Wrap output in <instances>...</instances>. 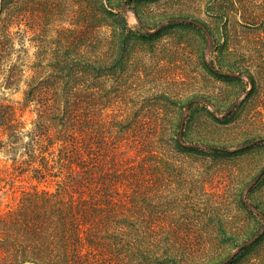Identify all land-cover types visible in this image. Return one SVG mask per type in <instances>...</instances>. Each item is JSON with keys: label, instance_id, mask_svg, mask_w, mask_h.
Instances as JSON below:
<instances>
[{"label": "rangeland", "instance_id": "1", "mask_svg": "<svg viewBox=\"0 0 264 264\" xmlns=\"http://www.w3.org/2000/svg\"><path fill=\"white\" fill-rule=\"evenodd\" d=\"M208 1L30 0L41 18L8 25L13 43L1 62L0 104L12 105L30 131L38 103L25 105L24 81L36 66L45 72L54 54H74L76 135L94 148V138L105 136L112 160L126 161L124 208L110 227L119 224L143 254L167 251L180 264H223L259 237L228 264H264V18L256 25L243 19L241 5L252 0H219L215 19ZM99 7L124 18L122 27L110 14L97 16ZM174 19L203 24L211 43L203 28ZM103 61L107 69L96 78ZM13 65L24 78L8 88ZM150 138L158 159L141 161L136 153ZM19 166L0 151L3 209L33 187L55 190Z\"/></svg>", "mask_w": 264, "mask_h": 264}, {"label": "trees", "instance_id": "2", "mask_svg": "<svg viewBox=\"0 0 264 264\" xmlns=\"http://www.w3.org/2000/svg\"><path fill=\"white\" fill-rule=\"evenodd\" d=\"M29 1L0 0V75L1 62L13 43L8 25L28 24L41 18V12L30 8ZM208 4L218 19L223 5L219 0H209ZM95 11L97 16L112 15L118 27L125 22L104 7ZM241 11L246 22L256 25L264 18V1L243 3ZM64 46L72 48V43ZM77 62L74 54L56 53L45 72L38 66L33 68L29 80L24 81L25 105L37 102L38 118L27 133L23 132L15 108L0 104V134L9 139L5 141L0 135V151L10 153L23 173L32 169L33 179L39 183H55L54 191L33 187L23 192L16 205L0 207V264H180L167 251L143 254L136 239L126 240L119 224L117 228L110 227L108 219L120 216L124 208L121 188L129 176L125 175L126 161L114 162L103 148L109 144L105 136L92 137L97 141L96 149L76 135ZM101 63L96 68V78L107 69L106 61ZM86 65L95 64L86 60ZM23 71L13 65L7 75L8 88L23 81ZM90 73L87 68L83 70L85 76ZM142 145L144 153H136L141 161L158 159L153 139Z\"/></svg>", "mask_w": 264, "mask_h": 264}, {"label": "water", "instance_id": "3", "mask_svg": "<svg viewBox=\"0 0 264 264\" xmlns=\"http://www.w3.org/2000/svg\"><path fill=\"white\" fill-rule=\"evenodd\" d=\"M171 21H179V22H184V23H188V24H195V25H197V26L203 28L204 30H206V32L208 34L209 42L211 41V34L207 31V29L205 28V26L203 24H201L199 22H196V21H193V20H190V19H174V20H171ZM167 23L163 24L160 28H158L157 31H159L161 28H163ZM148 32L149 33H155V32H151V31H148ZM224 75L231 76V77H239L240 76L238 74H230V73H227V74H224ZM197 100L198 99L193 100L188 105L187 110H189L190 107H191V104H193V102H195ZM183 130H184V121L181 124V136H182ZM187 147H197V146H195V145H187ZM262 176H263V173H261L259 176H257V178H255V180H253V182L250 184V186H249L248 189L251 190L253 187H255L258 184V182L260 181V179H261ZM258 238L259 237H257L255 239L251 240L250 242L244 244L237 252H235L234 254H232L223 264H228L229 262H231L235 258V256L239 253L240 250H242L243 248L248 247L249 245H251L252 243H254Z\"/></svg>", "mask_w": 264, "mask_h": 264}]
</instances>
